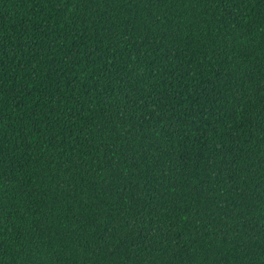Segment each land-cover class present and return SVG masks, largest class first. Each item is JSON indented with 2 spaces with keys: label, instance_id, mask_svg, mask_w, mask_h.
<instances>
[{
  "label": "trees",
  "instance_id": "1",
  "mask_svg": "<svg viewBox=\"0 0 264 264\" xmlns=\"http://www.w3.org/2000/svg\"><path fill=\"white\" fill-rule=\"evenodd\" d=\"M0 264H264V0H0Z\"/></svg>",
  "mask_w": 264,
  "mask_h": 264
}]
</instances>
